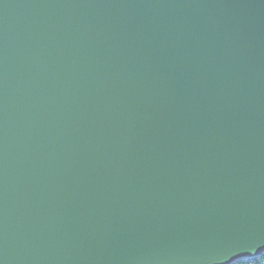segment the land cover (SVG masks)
Returning a JSON list of instances; mask_svg holds the SVG:
<instances>
[{
  "label": "water",
  "instance_id": "obj_1",
  "mask_svg": "<svg viewBox=\"0 0 264 264\" xmlns=\"http://www.w3.org/2000/svg\"><path fill=\"white\" fill-rule=\"evenodd\" d=\"M264 253V0H0V264Z\"/></svg>",
  "mask_w": 264,
  "mask_h": 264
},
{
  "label": "trees",
  "instance_id": "obj_2",
  "mask_svg": "<svg viewBox=\"0 0 264 264\" xmlns=\"http://www.w3.org/2000/svg\"><path fill=\"white\" fill-rule=\"evenodd\" d=\"M236 264H264V255L261 257L259 261L238 262Z\"/></svg>",
  "mask_w": 264,
  "mask_h": 264
}]
</instances>
